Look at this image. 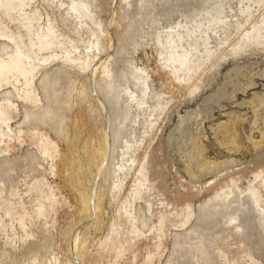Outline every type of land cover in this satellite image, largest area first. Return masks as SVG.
I'll return each mask as SVG.
<instances>
[{
	"label": "rangeland",
	"instance_id": "rangeland-1",
	"mask_svg": "<svg viewBox=\"0 0 264 264\" xmlns=\"http://www.w3.org/2000/svg\"><path fill=\"white\" fill-rule=\"evenodd\" d=\"M24 3L58 57L0 83V264H264V0Z\"/></svg>",
	"mask_w": 264,
	"mask_h": 264
},
{
	"label": "bare ground",
	"instance_id": "bare-ground-1",
	"mask_svg": "<svg viewBox=\"0 0 264 264\" xmlns=\"http://www.w3.org/2000/svg\"><path fill=\"white\" fill-rule=\"evenodd\" d=\"M10 1L11 0H0V5H2V4L7 5V8H6L7 14L6 13L5 14L11 15L10 13H12V12H15V11L18 12L19 21L21 23L25 22L29 26V28L32 29L33 22L38 21V20H35L33 18V16H34L33 14L29 15V14L25 13L24 7L26 6V4L24 3V0H19V1L17 0L19 2L18 6L17 5L12 6L13 5L12 3H10L11 4L10 5L9 4ZM13 1H15V0H13ZM58 3L61 6H64L62 1H59ZM71 4L72 5L68 7L69 10H71V13L73 12V14H71V15L72 16L74 15L75 16L74 20H78L79 23L82 25V23H83L82 19L84 17V14L81 11L82 8L80 9L81 6L79 7L77 4H75V3L73 4V2ZM68 14H70L69 11H68ZM74 16H73V18H74ZM12 17H13V15H12ZM12 19H14V18H12ZM81 20H82V23H81ZM31 29L29 31L30 33L28 35V39H29V43H30V49L31 50L34 49L35 57L30 55L29 49H27L26 51L23 50L21 42H19L16 39V37H13L11 35L9 37V35H7L5 33L0 34V36L6 37L11 42H13V44L15 46V52L13 51L14 55L9 58L8 62H5V63L1 62L2 64L0 63V83L3 80H7V79H13L15 83H18L20 78L28 79V77L32 76V73L36 70V68H37L36 63L37 62H40V61L47 62V60H49L50 57H56V58L58 57V56H48V57L40 58V54L42 52L50 51V50H52L53 47L56 46L54 44V40L57 39L55 32L50 27H48L45 31H42L41 33H38V31H36V30L33 31ZM251 29H252L251 33L247 32L244 35L242 43L245 44L246 42H248V43L263 44L264 45V19L261 21L259 27L254 26ZM177 37H180V36L177 35ZM261 40L263 42H261ZM173 43L175 44L174 47L177 48L178 44H176L175 41H173ZM90 47L91 46L88 45V47H86V50L89 49ZM65 52L67 54H69L67 51H65ZM205 53H207V52H205ZM190 58L191 57L189 55V51H182L181 53L176 51V52H174V56L172 55V61L178 63V65L180 67H185L187 65V63L190 62ZM6 121H7V118H5L3 116L0 117L1 123H4ZM0 133H1V129H0Z\"/></svg>",
	"mask_w": 264,
	"mask_h": 264
}]
</instances>
